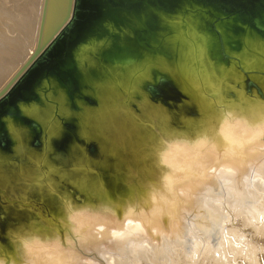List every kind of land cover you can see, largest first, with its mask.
<instances>
[{
  "label": "water",
  "instance_id": "1",
  "mask_svg": "<svg viewBox=\"0 0 264 264\" xmlns=\"http://www.w3.org/2000/svg\"><path fill=\"white\" fill-rule=\"evenodd\" d=\"M172 27L198 36L178 37L191 50L177 71ZM143 57L161 59L142 74ZM237 131L264 138V0H45L36 49L0 91L2 264H16L8 227L51 232L86 205L120 207L152 173L184 174L173 157L196 143L244 151L224 137ZM89 216L57 232L70 254L108 264L77 240L121 225Z\"/></svg>",
  "mask_w": 264,
  "mask_h": 264
},
{
  "label": "bare ground",
  "instance_id": "2",
  "mask_svg": "<svg viewBox=\"0 0 264 264\" xmlns=\"http://www.w3.org/2000/svg\"><path fill=\"white\" fill-rule=\"evenodd\" d=\"M12 1L14 2V0ZM12 1L10 0L11 3ZM44 1L20 0V4L14 2V5H17L16 7L20 5L21 9H15L19 10L16 15H13L16 13L15 10H13L15 13L7 14L12 19L8 17L7 19L6 12L4 14L1 12L4 11V7L0 11L4 15L3 17L0 14V21L2 19L5 22L9 21L7 26L6 24L2 25L3 21H1L0 33L5 27L10 29L11 33V38L6 36L7 38L0 39V91L11 82L36 49ZM2 2L5 0H0V8ZM10 8L8 9L10 10ZM28 54L30 55L26 59ZM209 57L214 58L215 55ZM241 124L238 123L239 126ZM224 137L234 143V146L245 142L242 149L244 151L241 152L232 145L223 143L220 149L217 148L218 154H216V151H206V148L201 151L200 145L203 143L199 145L196 143L192 145L194 150L179 152L178 154L184 156L173 157L172 164L178 165L183 161V164L186 165L184 174L176 175L170 171L168 177L158 171L152 173V176L149 175L145 179L139 180V186L135 188L134 192L130 189L126 202L119 204L120 207L114 206L113 203L104 204L99 201L97 204H100L103 209L96 213L93 205H86L84 210L81 207L75 212L66 214L59 223L53 225L56 228L53 227L51 232L40 228L32 229L27 225H18L17 228L8 227L9 232L13 230L9 233V239L13 252H15L14 263L90 264L79 259L77 253L70 254V250L65 247L66 242L60 239L59 232H57L58 228L71 231L84 228L87 225L88 217L91 218L89 214L94 217L99 216L101 217L99 219L106 222L117 221L121 225L118 229L120 232L115 238L105 239L98 234L100 228L91 225L87 229V236L77 240L82 251L91 252L100 249L108 264H129L130 260L138 259L137 261H139V258L144 259L147 264H161L164 260L166 261L171 252L181 250L185 254H190L191 250L192 253L194 250L196 251L194 246H198V244L205 246L206 251L210 250L216 257L226 258L225 254H231V256L238 254L239 256V253L244 252V248L247 246H244V241H242L244 238L239 240V236H236L239 232L235 234L225 229L227 223H224L226 224L224 226L223 219L216 207L210 203L213 204L218 199H223L229 205L238 206L245 213L246 219L255 221H257L256 218L260 219L262 223L255 225H259V228L264 231V217L261 218V211H258L256 201L252 197L253 193H256V189L264 190V138L258 140L255 135L243 137L242 133L238 131L236 134L228 132V136ZM253 173L254 176H252ZM218 207L221 209V204ZM228 209L230 208L228 207ZM236 212L239 213L238 216L241 215L239 210ZM11 216L14 215L11 214ZM186 216L191 219H187ZM242 217L243 215H241ZM231 218L233 217L231 216ZM203 221H206L205 225ZM232 221L230 222L232 223ZM207 224L208 226H206ZM250 224L252 227L253 224ZM259 230L258 233H260ZM171 236L175 238V241H168ZM106 250H109V253H106ZM65 251L66 253H64ZM206 253L209 254V252ZM241 253L242 256L243 253ZM1 259L0 264H2ZM229 259L232 258L229 256ZM252 260L249 261L252 262Z\"/></svg>",
  "mask_w": 264,
  "mask_h": 264
},
{
  "label": "rangeland",
  "instance_id": "3",
  "mask_svg": "<svg viewBox=\"0 0 264 264\" xmlns=\"http://www.w3.org/2000/svg\"><path fill=\"white\" fill-rule=\"evenodd\" d=\"M12 1V0H11ZM5 2H7V3H5ZM5 2H2L1 4H2V6H1V8H0V11H1V9L3 10L4 8V11H1V12H3V14L6 12V14L5 15H9L10 13L11 14H13V10H15V9H21V7H20V5H18V7H16L17 5H14V2H15V4H20V0H14V2L12 1V3L10 2V0H5ZM11 3V4H10ZM5 4V5H4ZM9 6H8V5ZM4 7V8H3ZM9 7H11L10 8V10H12V11H10L8 8ZM16 7V8H15ZM0 12V14L1 15H3L2 13ZM16 12V13H15ZM15 14H13V15H16L18 12H19V10H15ZM0 15V16H1ZM5 16L6 18L8 17V18H11L10 16ZM3 17H4V15H3ZM15 17V16H14ZM7 18V19H8ZM12 19V18H11ZM1 21H3L2 22V25H4V24H6V26L7 25H9L8 23H9V21L7 22H5V20L4 19H2ZM1 21H0V23H1ZM4 29V28H3ZM7 31V32H6ZM2 32H4V33H2ZM2 34L0 33V39H5V38H11L10 36H11V33H10V29H8L7 27H5V29L4 30H2ZM197 31H196V28H194V27H172V35L170 36V40L168 41V47H169V49L173 52V54H174V56H175V64H171V67L174 69V71H177V70H181L182 69V66H183V64H179V59H181L182 58V56H187L188 54H189V51L191 50V47L189 48L188 46H185V45H183L182 43H179L178 42V37H180V36H182V35H184V34H187V35H192V38H197L198 36H197V33H196ZM4 34V35H3ZM10 34V35H9ZM175 35H176V37H175ZM7 36V37H6ZM2 37V38H1ZM36 44V43H35ZM35 44H34V46H35ZM34 47L32 46V49H33ZM32 49H31V51H32ZM30 54H28L27 55V57H26V59L28 58V56H29ZM144 55V54H143ZM25 59V60H26ZM161 59V58H160ZM160 59H158V60H160ZM24 60V61H25ZM143 67L141 68V69H139L138 70V72H140V73H145V71H141V70H144V67L146 66V68L147 67H151V66H157V61L158 60H156L155 61V63L153 62H151L150 60H148L147 59V57H143ZM23 64V63H22ZM145 77L144 76H142L140 79H144ZM80 129H81V121H80ZM260 190V189H259ZM258 189H256V193H253L254 194V196L252 195V197H253V199H254V201H256V207L258 208V211L262 214L261 215V218L263 219V217H264V190H262V191H259ZM259 192V193H258ZM261 194H263V195H261ZM256 195H258V196H256ZM221 196V195H220ZM219 196V197H220ZM221 202V203H220ZM223 202V203H222ZM216 203V204H215ZM215 203H210L212 206H214V207H216V210L219 212V214H220V216H221V218L223 219V224L224 223H227V225L226 224H224V226L226 225V227H225V229L227 230L228 229V231H232L233 233H237V232H239V233H237L236 234V236L238 237L239 236V240H242L243 238L245 239H243L242 241H244L243 243H244V246H246L247 247V249H246V247L244 248V252H240L241 254H242V256L240 255V253H239V256H238V254H236V255H234V256H236V257H234L233 255L231 256V254H225V256H226V258L224 257V258H222V257H216L215 256V254H213V253H211L210 252V250L208 251H206V248H205V246H201L200 244H198V246L200 247L199 249H198V246L196 245V246H194V249H196V251L194 250L193 251V253H192V250H191V252H190V254H185L184 252H182L181 250H179V252H178V250L176 251H173V252H171L170 254H169V256L167 257V259H166V261L164 262H162L161 264H264V231L262 230V229H260L259 227V225L262 223V221L260 220V219H257L256 218V220L259 222H257V221H255L254 219L253 220H250L249 218H245L246 217V215H245V213L238 207V206H236V205H229L227 202H225V201H223V199H218ZM263 205H261V204ZM221 204V209H220V207H218L219 205ZM262 207V208H260V207ZM225 207V208H224ZM228 207L230 208V209H228ZM223 208V209H222ZM262 209H263V212H262ZM221 210H223V211H221ZM226 210V211H225ZM232 211V213H233V215H232V213H231V211ZM234 210V211H233ZM240 211V214L241 215H243V217L241 218V215H239L238 216V212H236V211ZM220 211H221V213H222V215H221V213H220ZM224 212V213H223ZM236 212V213H235ZM225 213H228V214H225ZM231 213V214H230ZM237 214V215H236ZM231 216L233 217V218H231ZM238 216V217H237ZM229 218V219H228ZM235 218H237V219H235ZM244 218V219H243ZM233 221H232V220ZM240 219V220H239ZM246 220H247V222H246ZM230 221H232V223L230 222ZM236 221V222H235ZM242 221V222H241ZM248 222H250V223H252L253 224V226L255 225V224H259L258 226H256V229L254 228H252V227H250V223H248ZM255 222H257V223H255ZM229 223V224H228ZM235 223V224H234ZM244 223V224H243ZM264 223V222H263ZM242 224V225H241ZM229 225V226H228ZM232 225V227H230ZM246 225H248V226H246ZM245 226V227H244ZM258 227V228H257ZM238 230H237V229ZM252 228V229H251ZM237 231H236V230ZM260 229V230H259ZM235 230V231H234ZM258 230H259V232L260 233H258ZM254 231V232H253ZM262 231V232H261ZM241 233V234H240ZM261 233H263V234H261ZM238 234H240V235H242V236H240V235H238ZM261 234V235H260ZM254 235V236H253ZM245 236V237H244ZM263 236V237H262ZM242 237V238H241ZM262 237V238H261ZM245 241L247 242L246 244H245ZM250 242V243H249ZM253 245H252V244ZM248 244H249V246H248ZM251 244V245H250ZM255 245V246H254ZM251 246V248H248V247H250ZM252 246H254V247H252ZM205 248V249H204ZM253 248V249H252ZM255 248V249H254ZM198 249V250H197ZM246 249V250H245ZM251 249V250H250ZM251 252H250V251ZM255 250V251H254ZM205 251V252H204ZM246 251H248L249 253H247ZM253 251V252H252ZM177 252V253H176ZM181 252H182V254H181ZM206 252H209V254L208 253H206ZM255 252V253H254ZM205 254V256H204V254ZM228 253V252H227ZM238 253V252H237ZM244 253H247V254H244ZM250 253H252L251 255H249ZM254 253V254H253ZM202 254V255H201ZM256 254V255H255ZM230 256V258H232V259H229V256ZM249 255V256H248ZM255 255V256H254ZM210 256V257H209ZM212 256V257H211ZM247 258H246V257ZM207 257V258H206ZM239 257V258H238ZM245 257V258H244ZM193 258V259H192ZM203 258H205V259H203ZM233 258H235V259H233ZM252 258H254L253 260H252ZM170 259H172V260H170ZM191 259H192V261H191ZM194 259H197V260H195L194 261ZM221 259V260H220ZM229 259V260H228ZM246 259H251L252 260V262L251 261H249V260H246ZM256 259V260H255ZM138 260V259H137ZM137 260H130L129 262V264H147L146 262H145V260L144 259H140L139 258V261H137ZM219 260V261H218ZM231 260V261H230ZM218 261V262H217ZM254 261V262H253ZM139 262V263H138ZM142 262V263H141ZM179 262V263H178ZM231 262V263H230ZM128 264V263H127Z\"/></svg>",
  "mask_w": 264,
  "mask_h": 264
}]
</instances>
